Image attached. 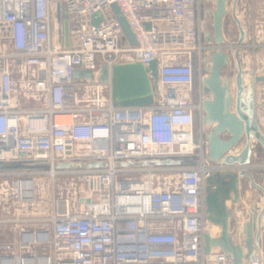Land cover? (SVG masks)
Instances as JSON below:
<instances>
[{
    "label": "built area",
    "instance_id": "2783aa9c",
    "mask_svg": "<svg viewBox=\"0 0 264 264\" xmlns=\"http://www.w3.org/2000/svg\"><path fill=\"white\" fill-rule=\"evenodd\" d=\"M59 3L67 13L68 44L59 33ZM113 3L137 44L125 36ZM203 12L202 0H0V161L52 165L0 172V227L21 234L0 239V264H231L220 248L205 251V234L216 233L206 218V178L242 166L207 156L203 105L210 95L203 78L211 46ZM95 13L102 16L98 24ZM235 47L230 43L228 51ZM154 59L156 102L115 106L110 81L98 78L101 65ZM76 71L93 77H76ZM166 157L199 162L115 165ZM67 160L108 166L53 167ZM247 168L261 172L264 164ZM36 175L74 176L85 187L55 198L43 216L28 212L37 202ZM36 244L46 251L34 250Z\"/></svg>",
    "mask_w": 264,
    "mask_h": 264
},
{
    "label": "water",
    "instance_id": "95a60500",
    "mask_svg": "<svg viewBox=\"0 0 264 264\" xmlns=\"http://www.w3.org/2000/svg\"><path fill=\"white\" fill-rule=\"evenodd\" d=\"M204 5V40L211 48L204 58L207 74L203 78V90L210 97L204 100L203 126L206 131L207 156L212 163L234 165L241 169L217 170L206 178L204 202L206 218L218 225L217 235L205 234V251L217 247L231 255V264H256L255 258L262 251L264 244V183L258 182L255 173L247 165L258 160H264V154H257L255 146L260 144L264 150V130L256 116V84L264 81V74L256 71L255 56L248 48L249 31L244 16L238 13L240 0H202ZM231 4V15L239 30L235 47L234 59H230L228 41L224 35L225 18L228 15V5ZM125 36L131 44H137V39L117 3L112 4ZM58 19L64 24L59 31L69 42L68 18L62 3L58 4ZM102 16L95 13L92 16L94 24H98ZM242 58L245 59L243 63ZM236 64L235 91L231 82L233 65ZM227 71L223 77L222 67ZM157 59L145 65L141 61L117 62L111 67L102 64L98 75L101 81H110L112 102L115 106H145L156 102L158 89ZM76 77H93V73L76 71ZM229 134L228 138L224 135ZM246 137L244 147L240 152L233 153L243 136ZM196 158L166 157L144 158L140 160H118V167L132 166H184L195 165ZM108 162L91 161H61L53 165L55 169L102 168ZM47 161L35 162H3L0 161V172L8 171H40L51 169ZM264 181V170L261 172ZM249 177V182H247ZM240 180L249 193L262 201L261 206L251 204L249 221L242 222V216L237 208L241 200ZM87 201H90L88 198ZM230 201L231 205H228ZM231 220L233 228L231 229ZM243 235V238H242Z\"/></svg>",
    "mask_w": 264,
    "mask_h": 264
},
{
    "label": "crops",
    "instance_id": "0c3cea01",
    "mask_svg": "<svg viewBox=\"0 0 264 264\" xmlns=\"http://www.w3.org/2000/svg\"><path fill=\"white\" fill-rule=\"evenodd\" d=\"M238 13L245 17L247 24H248V31H249V45L248 48L253 51L255 56V64L257 65L258 59V50L259 46H263V44H259V42H264V0H240L238 5ZM229 18V28L226 26V19ZM224 35L228 41L231 40H238L239 30L235 23L234 18L231 15V4L228 5V15L225 18V26H224ZM230 59L233 60L231 55L229 54ZM243 63L245 62L244 58H242ZM235 62V59H234ZM236 66V65H235ZM234 79V78H233ZM261 86H257L256 84V95H255V102L257 103L258 91L260 90ZM233 89H235L233 84ZM257 116V114H256ZM259 124L260 121L257 118ZM261 126V124H260ZM262 127V126H261ZM263 129V128H262ZM229 135V134H228ZM230 136V135H229ZM227 134L224 135L225 138H228ZM244 145V144H243ZM243 145L236 151L242 149ZM234 152V151H232ZM238 153V152H237ZM255 173L257 181L264 183L261 179V173L258 170L252 171ZM249 182V178L246 179ZM240 192H241V200L237 203V208L241 213L242 222L249 221V217L247 214L250 212L251 204L258 203L261 206L262 201L259 198H256L254 195L249 193L244 185V182L240 180ZM228 205H231L230 201H227ZM4 215L0 212V216ZM217 235L220 231V227L215 225ZM35 229H39V226H35ZM233 228V221L231 220V229ZM21 234L18 231H13L10 227L2 226L0 227V239H11L13 237L18 238L21 237ZM243 238V235H242ZM32 248L39 253H44L46 250L39 244L32 245ZM262 251L264 252V244Z\"/></svg>",
    "mask_w": 264,
    "mask_h": 264
},
{
    "label": "rangeland",
    "instance_id": "374dc122",
    "mask_svg": "<svg viewBox=\"0 0 264 264\" xmlns=\"http://www.w3.org/2000/svg\"><path fill=\"white\" fill-rule=\"evenodd\" d=\"M229 22L230 19H226V26L229 28ZM236 44L237 40H231L228 42V44ZM259 44H263V46H259L258 50V59L256 65V71L259 74H264V42H259ZM245 60V59H244ZM236 64L233 65V74L236 72ZM227 69L224 70V75L226 74ZM257 86H261L260 90L258 91V97H257V103H256V114L257 118L260 121V124L264 130V81L258 82ZM31 105H36L35 102H32ZM245 141V140H243ZM241 141L239 145H243L244 142ZM255 150L258 151V154H264V150L260 144H257L255 146ZM255 163H262L264 164V160H258ZM4 179V178H3ZM3 179H0V182L3 181ZM8 180V179H6ZM9 184L7 187H9L11 180H8ZM85 185L79 181L74 176H65V175H59L55 178V181L51 177L42 176V175H36L35 176V189H36V205L29 206L28 212H37L40 215L48 216L50 212L53 209V200L55 198L60 197L61 195H68L71 193V195L79 189H83ZM12 202V201H11ZM11 204V203H10ZM14 204H11L10 209L13 210ZM264 254V253H263Z\"/></svg>",
    "mask_w": 264,
    "mask_h": 264
},
{
    "label": "bare ground",
    "instance_id": "6f19581e",
    "mask_svg": "<svg viewBox=\"0 0 264 264\" xmlns=\"http://www.w3.org/2000/svg\"><path fill=\"white\" fill-rule=\"evenodd\" d=\"M234 52H235V50L234 51H230L229 52V54L231 55V57L233 58V62H234ZM225 66H223L222 67V69H221V74H222V76L224 77L225 75H224V70H225ZM235 74H236V72L233 74H231V82H232V85L234 84V87H235ZM234 78V79H233ZM234 91H235V89H233ZM227 136H229L228 134H227ZM243 140H245V141H243ZM241 141H243V142H246V137H245V135L243 136V138H242V140ZM245 144V143H244ZM243 147H244V145H243ZM242 147V148H243ZM240 148V145L238 144V145H236V147H235V150H234V153L236 154L237 152H240V150H242V149H240L239 151H236V150H238ZM256 151V150H255ZM256 153L258 154V151H256ZM247 178H249V177H247ZM261 201V200H260ZM257 203V202H256ZM258 204V203H257ZM260 206V205H259ZM250 209V212L247 214V217H249V219H250V217H251V214H252V211H251V207L249 208ZM248 219V220H249ZM214 229L215 230H217L216 229V227H214ZM220 229V228H219ZM215 233V232H214ZM264 252L263 251H261L257 256H256V258H255V263L256 264H264V254H263Z\"/></svg>",
    "mask_w": 264,
    "mask_h": 264
}]
</instances>
